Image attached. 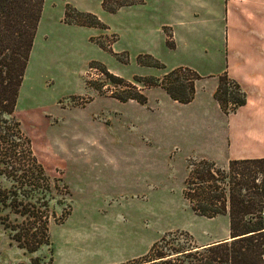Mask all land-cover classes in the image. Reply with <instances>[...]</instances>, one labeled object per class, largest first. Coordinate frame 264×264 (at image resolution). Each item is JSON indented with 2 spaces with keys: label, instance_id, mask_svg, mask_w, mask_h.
I'll use <instances>...</instances> for the list:
<instances>
[{
  "label": "rangeland",
  "instance_id": "1",
  "mask_svg": "<svg viewBox=\"0 0 264 264\" xmlns=\"http://www.w3.org/2000/svg\"><path fill=\"white\" fill-rule=\"evenodd\" d=\"M51 1L43 0L16 102V116L50 181L49 244L28 251L0 224V264H117L144 255L167 232L186 231L196 245L229 237L227 213L197 215L183 197L194 159L184 157L186 146L200 142L184 130V116L168 95L150 92L151 103L159 98L155 110L114 97L138 92L137 86L145 95L144 83L135 78H160L174 68V55L167 49H122L118 34L108 31L104 15L110 11L103 0L80 4L90 9L79 11L102 23L96 26L102 31L87 38L63 27L64 0ZM66 1L76 8L74 0ZM166 32L169 49L174 43ZM144 54L160 65L138 63ZM106 71L127 85L112 83ZM187 118L193 127L203 121ZM203 119L218 121L212 115Z\"/></svg>",
  "mask_w": 264,
  "mask_h": 264
},
{
  "label": "trees",
  "instance_id": "2",
  "mask_svg": "<svg viewBox=\"0 0 264 264\" xmlns=\"http://www.w3.org/2000/svg\"><path fill=\"white\" fill-rule=\"evenodd\" d=\"M105 1L102 6L108 11L126 2L112 0L114 5L106 6ZM42 3L0 0V224L11 240L28 251L49 244L50 181L16 116L18 92ZM63 21L102 26L96 15L68 3ZM166 36L171 39L169 32ZM137 61L160 65L148 54L138 55ZM105 73L116 85L128 83ZM200 77L195 70L178 66L160 78L135 79L145 87L160 86L173 100L186 103L194 97V82ZM114 97L146 102L140 91H125ZM214 98L225 114L245 101L244 92L226 72L218 76ZM188 167L182 194L189 208L208 218L227 213L230 237L196 245L186 231L167 232L144 255L117 264H264V157L231 159L226 168L210 160L190 159Z\"/></svg>",
  "mask_w": 264,
  "mask_h": 264
},
{
  "label": "crops",
  "instance_id": "3",
  "mask_svg": "<svg viewBox=\"0 0 264 264\" xmlns=\"http://www.w3.org/2000/svg\"><path fill=\"white\" fill-rule=\"evenodd\" d=\"M82 1L71 3L77 10H89L80 6ZM66 2L60 16L65 29L86 38L102 31L96 26L65 23L62 17ZM93 13L102 15L98 10ZM106 13L108 31L118 34L122 49L130 54H156L167 49L174 55L172 67L186 66L201 76L194 82V97L186 103L173 100L160 86L144 87L145 103L125 101L155 110L159 98L151 103L150 92L162 89L184 116V130L199 136L197 147L184 143V157L218 165H226L231 159L264 157V0H126ZM166 31L174 43L169 49ZM223 72L238 83L245 96L244 103L228 114L214 98L218 76ZM210 115L218 121L203 119ZM188 116H199L203 121L193 127Z\"/></svg>",
  "mask_w": 264,
  "mask_h": 264
},
{
  "label": "built area",
  "instance_id": "4",
  "mask_svg": "<svg viewBox=\"0 0 264 264\" xmlns=\"http://www.w3.org/2000/svg\"><path fill=\"white\" fill-rule=\"evenodd\" d=\"M138 88H137V90L139 91V86H137ZM263 214H264V212H263Z\"/></svg>",
  "mask_w": 264,
  "mask_h": 264
},
{
  "label": "water",
  "instance_id": "5",
  "mask_svg": "<svg viewBox=\"0 0 264 264\" xmlns=\"http://www.w3.org/2000/svg\"><path fill=\"white\" fill-rule=\"evenodd\" d=\"M230 237V236H229Z\"/></svg>",
  "mask_w": 264,
  "mask_h": 264
}]
</instances>
